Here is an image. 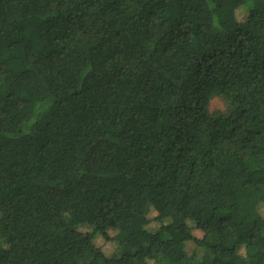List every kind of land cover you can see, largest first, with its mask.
I'll return each mask as SVG.
<instances>
[{
	"label": "trees",
	"instance_id": "obj_1",
	"mask_svg": "<svg viewBox=\"0 0 264 264\" xmlns=\"http://www.w3.org/2000/svg\"><path fill=\"white\" fill-rule=\"evenodd\" d=\"M0 264H264V0H0Z\"/></svg>",
	"mask_w": 264,
	"mask_h": 264
},
{
	"label": "rangeland",
	"instance_id": "obj_2",
	"mask_svg": "<svg viewBox=\"0 0 264 264\" xmlns=\"http://www.w3.org/2000/svg\"><path fill=\"white\" fill-rule=\"evenodd\" d=\"M215 104H218V103H215ZM148 213L151 214L150 217H152V218L155 217V213L152 211V208L149 209ZM190 227L193 229L192 233L194 235V232H196V231H194L195 227L192 223L190 224Z\"/></svg>",
	"mask_w": 264,
	"mask_h": 264
}]
</instances>
